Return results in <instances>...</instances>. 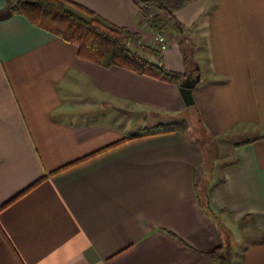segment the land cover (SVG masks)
Segmentation results:
<instances>
[{
  "label": "crops",
  "instance_id": "0c3cea01",
  "mask_svg": "<svg viewBox=\"0 0 264 264\" xmlns=\"http://www.w3.org/2000/svg\"><path fill=\"white\" fill-rule=\"evenodd\" d=\"M74 1L153 47L138 0ZM174 14L204 54L187 60L173 30L138 53L181 74L199 64L198 121L235 144L208 170L190 134H141L189 119L179 84L85 59L0 0V264H222L220 245L232 264L235 237L242 264H264V0Z\"/></svg>",
  "mask_w": 264,
  "mask_h": 264
},
{
  "label": "trees",
  "instance_id": "16d2710c",
  "mask_svg": "<svg viewBox=\"0 0 264 264\" xmlns=\"http://www.w3.org/2000/svg\"><path fill=\"white\" fill-rule=\"evenodd\" d=\"M138 2L144 16L147 15L150 8L158 9L157 15L146 20L156 35L173 30L177 37L190 38L189 29L174 14V10L186 5L188 0H138ZM11 11L26 14L33 23L48 28L65 40L74 43L77 45L81 57L102 66H122L140 74H147L175 84H180L186 76V74L170 70L164 65L143 57L131 47V44L144 47L145 51L151 47L142 45L140 38L135 33L128 28L111 23L74 0H11ZM195 48L192 46V49ZM192 49L189 51L184 49L187 60L190 59ZM159 50H161L160 47L155 49L158 52ZM189 65L192 68L195 67L191 62ZM186 124L187 121L183 120L182 123L158 125L145 129L141 134L151 135L174 130L186 133L181 129ZM130 138L127 137L124 140ZM40 181L38 180L29 188ZM223 248L220 245L210 254L213 257L220 256L222 264H231V249H227L225 254H222Z\"/></svg>",
  "mask_w": 264,
  "mask_h": 264
},
{
  "label": "rangeland",
  "instance_id": "374dc122",
  "mask_svg": "<svg viewBox=\"0 0 264 264\" xmlns=\"http://www.w3.org/2000/svg\"><path fill=\"white\" fill-rule=\"evenodd\" d=\"M155 10V15H157L159 13L158 9L154 7ZM152 32L155 34L156 33L154 30H152ZM163 34H165L167 37H172V31L171 30H167L166 32H164ZM155 39V37H154ZM180 43L182 44L183 48L185 50H190L192 49V46L194 47H198L200 54H204V40L203 39H194L193 37L191 38H181L178 37ZM155 42V40H154ZM146 46V45H145ZM156 45L150 46L152 50L157 49V47H155ZM131 47L134 48L135 50H137V52L139 50L142 49V47L137 46L136 44H131ZM149 47V46H146ZM149 47V48H150ZM192 53V52H191ZM192 66H195V61L192 62ZM194 106H191L192 110L190 111V117L187 121L186 126H182L181 129L184 130L186 133L190 134L192 137L196 138L199 142H201L205 148H206V170H208L209 168H211L213 165L217 166V164L222 165V163L230 161L234 158V153H233V148L234 145L233 144V140L226 136V137H220L219 139L215 140L213 139V137L209 134H207L201 127L198 118H197V113L195 114V110L193 108ZM183 121V120H182ZM182 121L177 122V123H182ZM174 124V123H173ZM203 186V185H202ZM203 188L206 189V185L204 184ZM242 228V231H244L246 228L244 227V225L242 224V226H240ZM248 230V229H247ZM251 230H254L253 228ZM228 235V233H227ZM246 235H244L243 237V241L245 244H247L248 238L251 239L252 235L249 236L248 238L245 237ZM230 237V236H229ZM232 245L235 246L236 248V252L235 254L238 255V257H236L237 259H235V263L232 264H242V260H241V253H242V249L241 246H243V242L241 243V241L239 240L238 237L232 238ZM230 246V245H229ZM230 256L232 255V250L233 247L230 248ZM231 257H230V263H231Z\"/></svg>",
  "mask_w": 264,
  "mask_h": 264
},
{
  "label": "water",
  "instance_id": "95a60500",
  "mask_svg": "<svg viewBox=\"0 0 264 264\" xmlns=\"http://www.w3.org/2000/svg\"><path fill=\"white\" fill-rule=\"evenodd\" d=\"M201 81V72L199 64L195 63V67L186 74L179 84L180 93L187 106L195 104L194 89Z\"/></svg>",
  "mask_w": 264,
  "mask_h": 264
},
{
  "label": "built area",
  "instance_id": "2783aa9c",
  "mask_svg": "<svg viewBox=\"0 0 264 264\" xmlns=\"http://www.w3.org/2000/svg\"><path fill=\"white\" fill-rule=\"evenodd\" d=\"M155 10H154V7L150 8L148 10V13L147 15L144 16V18L147 20V19H150L151 17H153L155 15ZM155 42H154V45H156L155 47H160L162 49H165L166 48V45H167V41H168V37L165 35V34H158L155 36Z\"/></svg>",
  "mask_w": 264,
  "mask_h": 264
}]
</instances>
